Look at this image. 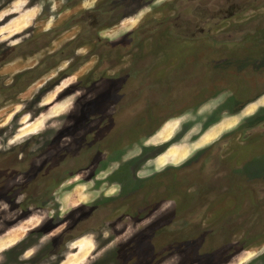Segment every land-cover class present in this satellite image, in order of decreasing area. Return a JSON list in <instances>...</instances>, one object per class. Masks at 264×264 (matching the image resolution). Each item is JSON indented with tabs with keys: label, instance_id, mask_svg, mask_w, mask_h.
Masks as SVG:
<instances>
[{
	"label": "rangeland",
	"instance_id": "374dc122",
	"mask_svg": "<svg viewBox=\"0 0 264 264\" xmlns=\"http://www.w3.org/2000/svg\"><path fill=\"white\" fill-rule=\"evenodd\" d=\"M120 1L87 0L82 6L93 10L102 3L108 7ZM164 2H172V7L161 6ZM61 3L0 0V63L17 55L0 68V167L28 160L53 141L58 151L68 150L73 140L84 136L74 132L83 117L116 109L110 99L114 91L109 89L101 99H89L101 84L87 86L82 77L101 62L100 52L87 44L73 54L64 52L63 56L79 59L62 57L56 68L49 65L46 71L50 72L34 78L24 91L32 74H19L33 70L48 52L77 32L61 36L46 51H41L42 44L30 45L29 41L51 32L78 10L57 19ZM196 4L187 0L185 18L194 20L196 14H203L195 9ZM154 6L155 11L167 10L164 15L168 17L177 2L158 0ZM153 16L161 17L147 7L138 17L116 26L111 22L102 32L115 44L120 34L126 38L146 23L137 47H117L124 53L113 54L109 63L118 62L126 69L137 50L140 61L155 62L146 75L147 82L156 83L154 91L149 96L147 89L142 91L133 108L140 114L136 119L116 117L101 140L88 143L93 148L87 167L83 164L72 176L58 180L53 196L18 195L13 189L6 193L5 187L0 188V264H264V50L255 47L247 52L237 39L230 43L233 39L224 37L220 47L224 58L219 50L218 58L210 60L213 48L198 43L201 38L178 37L174 31L171 37L164 36L172 39L171 46L151 49L163 39L162 33L151 32L154 24L147 21ZM174 23L175 27L179 24ZM232 25L227 21L220 26ZM261 39L256 46L264 45ZM85 56L90 60L77 73L54 83L65 67ZM116 70L104 76H119ZM16 153L25 155L19 159ZM126 196H133L134 202L118 208L117 202ZM138 198L146 206L137 205L132 213ZM104 203L117 209H106ZM53 205L59 209L55 211ZM182 214L189 223L186 228H175L179 222L173 220ZM101 215L105 216L102 221ZM65 233L70 238L61 240ZM21 246L27 250L20 251Z\"/></svg>",
	"mask_w": 264,
	"mask_h": 264
},
{
	"label": "flooded vegetation",
	"instance_id": "af4514ba",
	"mask_svg": "<svg viewBox=\"0 0 264 264\" xmlns=\"http://www.w3.org/2000/svg\"><path fill=\"white\" fill-rule=\"evenodd\" d=\"M86 1L87 0H63V3H61L62 5L61 11L60 13L58 12L56 15L57 19L59 18L60 14L73 11L75 9L78 10H76V12L72 14L73 16L71 18H68L67 20H65V22H63L59 26L56 25L53 28L54 30H52L51 32L49 31L42 32V34H40L35 38L36 42H34L35 41L34 39L33 41H29V43L30 45H32L33 43H36L37 45L42 44L43 48L41 49V51H46L48 50L49 47H51L54 44V41L58 40L61 36H64L65 34H68L76 29L77 32L75 36L69 40H66V42H64V44L59 46L57 49L48 52V56L42 59L40 62H38L36 66L33 68V70L29 69L28 71L22 72L19 75L20 77H23L32 74V76L31 75L29 76L30 80H28V82L25 83L26 85L24 87V91H25L27 87L32 82H34L33 81L34 78L37 80L46 73L50 72V71H46L49 65H53V68H56L58 62L62 57H64L63 60L68 59L70 61L79 59V56L71 57V54L75 53L82 46V44L94 46V50L100 52L99 61L101 62V64L98 68L94 70H89L88 73L90 74L82 77L83 79L82 82L87 79L88 81L87 86L90 87H93L95 84L96 86L98 84H101L100 87H96V90H99V92L96 93V95L89 96V99L91 98L101 99L103 97V94L107 93L104 91H107L108 89L110 90V92L114 91L111 92L112 95L110 99L111 101H113L114 105L116 106V109L115 111L112 110L111 112L108 111L109 115L106 112V110H102L101 112L100 111L91 112L87 114L85 117H83L82 120H80L81 124L79 123L77 129L74 130L75 133L78 131L79 134H81L82 136L84 135L82 137L83 140L82 139L73 140L70 143L68 150L65 149L62 150L61 152L58 151L57 142L53 141L50 145L46 146L45 148H41L39 145L40 148L37 149V153H35V156L29 158L28 160L24 158L21 159L22 156L25 154L16 153L17 155L16 158L21 159L22 161H24V163L22 161L18 162L14 160L11 164L0 167V188L5 187L6 193H8L10 189H13L12 193L18 195L23 193L25 195H32L39 197L53 196L55 192H57V189L55 187H57L58 185H56L55 183L58 180L72 176L76 168L80 167L83 164L85 167H87L86 164L89 158L88 156L91 154V149L93 148L91 144L89 146L92 147H88L87 146L88 143L95 144L97 140H101L102 134L107 129V127L108 129L113 127V123H114L113 120L116 117L118 118L123 115H130L132 116V118L136 119V116L140 114L139 109H133V108L138 104L139 95L142 91L147 89L148 96L151 94V92L154 91V86H156L155 85L156 83L154 81L147 82L146 75H147V69L153 67L155 65L154 64L155 62L152 63V62L140 61L139 59L140 53L137 50L135 54V59L133 61L130 60L128 62L126 69L122 68L121 66H118L120 64V63L118 64V62L115 66L109 65V63L113 59V54H115L117 57H120L121 53H124L123 50L118 49L117 47L123 48L125 46L126 47L130 46V44L134 48L137 47L139 43V33L145 31V29L143 28L146 23L136 28L134 31L131 32V35L126 38L121 39L123 36L120 35L123 34H120L119 35L120 38L118 37V40H116L119 43L115 42V44H113L104 38L106 36L102 35V32L107 29V26L111 22L114 21L112 24L115 26L121 24L122 21L125 19L130 20L133 17H138L148 7L151 9L152 14L161 15L160 18H156L153 16L152 19L147 21L148 23L154 24V27L151 28V32L152 33L160 32L163 34L162 35L163 39L159 41L160 43L155 44L154 46L151 47V49L153 47L166 48L168 46H171L169 45V43H171L172 39L165 40L164 36L171 37L172 32L174 31L179 33L178 35H175L178 37H190V40H197L198 38H201V40H198V43L205 42L207 46L213 48L212 49L213 54L209 56L210 60H216L218 58V52L219 50H222L220 47L221 44L224 43L223 42L224 37L233 39V40H229L230 43H234L235 39H237L238 40L237 43H240V45L242 43L244 44L243 45L244 51L247 52H251V50L255 49V47H257L260 52L264 50V45L259 44L258 46H256V44H258L257 42L262 40L261 37L264 38V0H196L198 1V4H196L195 9H197V11L202 10L203 14H201V16H198L196 14L194 20L185 18L184 15L182 14L183 11L187 8V0H175L177 2V8L176 9L174 8L172 13L168 17L164 15L165 11L167 10L155 11L156 9L154 4L158 0H121L120 2H116L115 4L113 2H110V5L108 4L109 5L108 7H106L107 6L106 3H102L93 10L91 9L85 10L83 8L82 4L85 3ZM166 5L170 9L172 7V2H164L161 6H166ZM42 16L43 15L39 16L40 21H42ZM242 16H247V17L246 19L239 20V18H241ZM150 17H152V15ZM155 20L158 22H154ZM175 21L179 22L178 26H176L177 28L172 25ZM227 21L232 22L233 25L228 28H222L220 25L221 24L223 25V23ZM171 25L173 26L172 28ZM187 26H191V27L187 28ZM146 31H148V29ZM247 38L248 41H246ZM24 43L25 41L21 44L20 48H18L20 53L25 48ZM27 46H28V42H27ZM196 46H198V44ZM199 46H201V44ZM101 48L104 49L100 50ZM107 48H110V50H107ZM66 51H68V53L70 52L71 54L69 56H63L64 52ZM103 51L105 54H103ZM223 52L224 50H222L220 55L222 59L224 58V56L222 55ZM16 53L17 50H15L12 56H14ZM15 56L12 57L13 59L12 58L7 59L5 60V62L0 63V68H2L5 64L10 63L12 60L16 59ZM129 57H132V59L134 58V56L131 55ZM89 58H90L89 56H85L83 60L77 61L72 66L70 65L65 67V69H63V71H61V73L57 75V78H55L56 80L54 81V83L57 80L60 83L65 78H68V76H72L73 74L77 73V71H79L82 66H84L89 62L90 60ZM113 69H117L116 72L119 74L120 80H119V76H116L114 78L113 77L109 78L104 76L105 74H108L110 70ZM102 71H104L103 75H101ZM131 75L133 77H131ZM105 78L109 80L111 79L110 83L106 82L105 84H103V82H99L104 80ZM73 92H76V90H73ZM73 92H69V93L74 95L75 93ZM140 99H145V98H140ZM119 101L125 103L120 104ZM86 117H87V124H86ZM81 127H83V133L81 132L82 131ZM80 137L81 136H78V138ZM98 143H101V141ZM19 180L23 181L24 183L22 184ZM132 198L134 197L126 196L120 202H117V207L119 208V206L127 204L128 202H130ZM131 202H134V200H131ZM108 204L110 203L107 204L104 203L102 205H104L103 207H105L106 209H112V211L117 209V207L115 209L113 208L115 206L109 208ZM133 204L134 205L132 206V209L130 211L132 213H134L137 210L135 209V206L137 205L146 206L144 200L140 198H138L137 202ZM38 206L41 207L40 204H38ZM53 207H56L55 211L59 209L58 205H53ZM247 207L249 208V206ZM98 211L100 212V209H98ZM248 212H250V208L248 209L247 214ZM93 213L90 216V218L86 220L88 225L91 223V220L93 219ZM178 216L175 217L176 219L177 218L178 219L173 221L174 222L176 221L175 223H177L178 221L179 224L174 225V227L186 228L187 227L186 223L189 222L184 220V218L186 217L185 214H182L179 217ZM104 217L101 215L100 217L101 220L100 218L99 220L102 221ZM233 223H229V224H233ZM243 224H245L244 226L248 225L247 219ZM45 226L46 225L44 226L42 225L41 228ZM51 226H52V222L49 224L47 228H51ZM161 227L163 226H160V228ZM170 227L171 226L167 227V229H169ZM44 229L45 228H43V230L41 231V234L45 232ZM67 233H65L64 237H61V240L62 239L67 240L68 238H70V235L69 237H67L68 236ZM170 238L171 237H168L167 240L166 239L163 240L161 239V240L162 241L166 240L167 242L169 241ZM26 239L27 238H25V240ZM148 239L149 237L147 238V240ZM160 242L161 241H159L158 243ZM142 243L143 241H141V243L139 242V245L141 246ZM148 243L150 245L152 244L149 241ZM30 245H36V244L34 243ZM152 249L153 248H151V250ZM19 250L26 251L27 247L21 246ZM133 261L135 260L133 259Z\"/></svg>",
	"mask_w": 264,
	"mask_h": 264
}]
</instances>
